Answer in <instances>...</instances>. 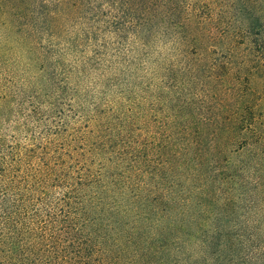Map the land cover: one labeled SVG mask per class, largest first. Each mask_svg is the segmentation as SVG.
I'll use <instances>...</instances> for the list:
<instances>
[{
  "label": "trees",
  "instance_id": "16d2710c",
  "mask_svg": "<svg viewBox=\"0 0 264 264\" xmlns=\"http://www.w3.org/2000/svg\"><path fill=\"white\" fill-rule=\"evenodd\" d=\"M58 2L57 17L83 11L137 44L170 37L176 79L219 45L200 11L231 10L235 34L211 32L240 43L261 90L220 76L212 105L178 80L170 98L162 86L111 100L79 74L14 103L0 60V264H264V0Z\"/></svg>",
  "mask_w": 264,
  "mask_h": 264
},
{
  "label": "rangeland",
  "instance_id": "374dc122",
  "mask_svg": "<svg viewBox=\"0 0 264 264\" xmlns=\"http://www.w3.org/2000/svg\"><path fill=\"white\" fill-rule=\"evenodd\" d=\"M43 1L0 0V60H8L5 65H9V77L13 79L10 90L14 94V103L21 95L25 97L35 91L47 100L43 88L44 83H51L50 77L64 81L63 85L69 89L72 78L79 74L82 76L80 79L91 84L95 91L100 90L102 82L107 83L105 96L111 100L126 93L149 97L150 89L156 96L162 86L166 87L162 89L170 98L172 89L167 86L178 80L183 84L185 97L190 99L192 94L200 95L198 105H212L208 101L210 92L207 90L216 85L220 76L228 77L230 82L242 79L243 87L250 86L251 95L261 90V78L257 74L252 75V71L249 73V63L244 67L240 43H232L227 37L219 41L222 37L220 32H211V29H224L235 34L239 23L231 10L224 11V14L215 13L213 20H210L207 8L200 11L202 16L208 17L202 20L203 27L207 29L205 36L209 35L205 44L210 40L206 46L211 47L217 42L219 45L202 51L208 54L200 58L199 63L183 59L182 67H192V71L185 70L176 79L170 70L181 57H178L179 48L170 41V37L166 36L151 47L140 42L137 44L131 34L123 37L114 34L108 22L92 25L91 18L83 11L78 15L65 12L57 17L55 7L62 8L59 0H46L44 8ZM213 63L219 64L223 70L211 69L215 65ZM224 79L228 83L229 80ZM65 93L68 94L69 90ZM154 115H157L156 110ZM188 121L197 122L191 118ZM209 203L214 204L212 201Z\"/></svg>",
  "mask_w": 264,
  "mask_h": 264
}]
</instances>
